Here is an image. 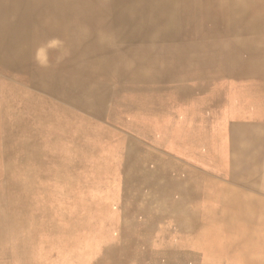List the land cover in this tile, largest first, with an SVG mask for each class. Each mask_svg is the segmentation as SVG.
<instances>
[{"label": "rangeland", "instance_id": "rangeland-1", "mask_svg": "<svg viewBox=\"0 0 264 264\" xmlns=\"http://www.w3.org/2000/svg\"><path fill=\"white\" fill-rule=\"evenodd\" d=\"M217 1L219 0H26L20 16L17 11L9 12L7 19L14 26L12 36L22 38L23 46L19 51L18 65L16 62L15 67L13 65L8 70L0 64V264H127L132 255L130 251L138 245L136 242L139 236L135 234H152L160 228H167L168 231V227L173 226L157 219L161 213H168V210L170 213L192 212L195 200L190 198V194L197 189L195 184L199 183L192 177V166L187 163L185 168L181 166L185 171L177 172L179 165H174L176 169L170 168L167 176H161V171L155 172L154 177L150 178L143 177L139 172L137 174L132 170L134 165H131L136 154L129 158L127 152L146 143L134 140L126 132L133 127L134 122L131 116L126 115L128 107H118L119 102H114L109 95L102 96L103 99L93 103L90 96L82 90H86L88 86L82 84V91L67 97L55 80H239L241 87H249L247 81L250 80H244L240 73L232 72L242 66L243 52L239 50L242 44L238 41V34L219 29L214 21H203L207 15L205 12L208 13ZM147 6L152 7L155 12L150 26L145 27L146 30L134 29L130 25L128 14L138 13L142 17ZM172 13L174 16L170 19L168 16L171 17ZM47 25L48 29L45 27ZM11 28V24L7 28L0 27V32L11 35ZM62 28L64 29L61 30ZM223 62H227V65ZM153 76L156 78H152ZM206 85L211 84L209 82ZM124 108L126 109L123 110ZM115 113L119 115L115 116ZM236 113L235 109H225L223 115L227 116L228 121L239 118ZM90 145L95 147L92 149ZM175 159L189 160L186 157ZM27 163L30 165H26ZM196 165L200 168L208 167ZM161 167L158 166V169ZM49 174L54 175V178ZM15 178L18 179L15 181ZM178 179L182 181L181 184ZM188 189L192 192L189 190V193ZM185 234L186 249L182 250L180 256L176 255L179 256L177 259H187L192 264H198L200 260L194 250L188 248L195 241L189 231ZM128 241L134 243L131 245L134 246L132 249L128 246ZM215 259L218 258L213 256L206 260Z\"/></svg>", "mask_w": 264, "mask_h": 264}, {"label": "bare ground", "instance_id": "bare-ground-1", "mask_svg": "<svg viewBox=\"0 0 264 264\" xmlns=\"http://www.w3.org/2000/svg\"><path fill=\"white\" fill-rule=\"evenodd\" d=\"M43 1H45V0H43ZM91 1L92 0H90V2ZM25 2H26V0H0V27L7 28V26H10V24L12 26V28L9 29V31L11 32V35L10 34L3 35L0 32V64L6 66V68L8 70L13 65L15 67L16 62H17V65L19 63V58H20V52L19 51H20L21 47L23 46V43H22L23 39L19 38L17 35L12 36L14 26H13L12 22H10L7 19V15L9 14V12H15V11L18 12V15H19V13L21 14L22 8H23V5ZM208 2H209V0H208ZM50 4H52V3H50ZM21 5H22V7L20 8L19 6H21ZM48 6H50V5H48ZM55 6H57V5H55ZM55 6H54V8H55ZM97 7H99V6H97ZM201 7H202V5H201ZM207 7H208V3H207L206 8ZM180 10H181V8H180ZM154 13L155 12L153 11L152 7L147 6V8L145 9V12H143V15H142L143 18L140 15H138V13L137 14L136 13H130V14H128L129 15L128 20H130L131 27H135L134 29H136V30L145 29V27L150 26V23L152 21L151 20L152 15ZM205 14H207V15L205 16V19L203 21H208L210 23H212V21H214L217 24V26H219V29L226 31V32H230L232 34H238V37H240V39L238 41H240V43L242 44L240 46V49H239L241 53L243 52L242 53L243 57L241 59L242 66H241V69L236 68L232 72L235 74L240 73V75L242 76V79H244V80H250V81H247L250 85H249V87H243V86L241 87V85H240L239 91H237L238 94L234 95V97H236V98L234 99L233 104L237 107V110H236L237 113L236 114L239 117L236 119H230V120L226 121L227 116L225 117V115H222V114L218 115L216 113H215V115L208 114V115L200 117L199 126H195V125H192V123H194L193 122L194 118L182 116V114H181V111L183 110L182 105H180L181 107H179V106L173 107L172 106L171 107L172 113L170 115H167L166 117H162L161 116L162 109L164 107H166L167 105H169L168 103L170 101L172 102V99H174L173 96H169L171 93L168 94L167 97L165 95H163L168 90L166 92H164L162 90L164 93H161L162 91L161 92L156 91V93H154L152 96H150L148 98L152 101V103H154L155 101L158 100L157 101L158 104L155 103L158 105L157 108L155 107V105L153 106L152 103L150 104L148 102L149 106L152 105L147 109L148 111L150 110V113H145L144 111H142L144 113H142V114H140V113L136 114L135 113V114L131 115V117H132L131 119L134 121V122H132V126L134 128H137L138 132L141 135L152 138L153 140H156V141H160L159 143H162V144L166 145L167 147H170V148H173L179 152H182L188 157H194L198 161L197 164L207 165L208 167L207 168H200V167H198V165L193 164V163H189V161H186V160L178 161L177 159H175L178 156H173L172 154H170L169 151L167 152L168 149L159 148V147H156V146L148 144V143H146V144L140 143L141 145H138L137 147H135L133 151L131 150V151L127 152V156L129 158H131L133 154H136V156H135L136 159L134 158L135 161L133 160V162L131 164V165H134L132 167V170L134 169V171H136V173L139 172L141 175L143 174L144 175L143 177H145V176L149 177V178L154 177V174L157 171H161V173H160L161 176H167L170 172L169 171L170 168L176 169L174 167V165H179V169H176V170H178L177 172H180L181 170L185 171L181 166H183L185 168L184 165H187V163H188L190 166H192L190 172H194V175H192V177L199 181V183L197 182V184H195L197 189H194L193 193L190 194V198L192 200H195V204L193 203L194 205L192 206V209H193L192 212H188L187 214H185L184 212L170 213L168 210V213L167 212L161 213L157 217V219L159 221L165 222L169 226L171 224H173V226L168 227V231H167V228H166V230L161 229V228L157 230L156 228H154L157 231L155 233H152V234H150V233H148V234H135V235L139 236V240L136 242L138 245L134 249H132L134 246H131V245H134V243L131 241H128V246H130V249H132L130 251V253L132 255H130V257L128 258L129 261L127 264H192L190 262V260L177 259L180 256V254L183 253L182 250L186 249V245H185L186 242L185 241H186L187 236L185 233H187L188 231L191 233V235H190L191 238L195 241V242H193V245H192L193 247L191 245H189L188 248H189V250H194V253L197 255L198 259L200 260V262H198V264H264V66H263L264 65V0H219V1H217V3L214 6L211 7L209 12L208 13L205 12ZM109 16H111V14ZM173 16H174V13H172L171 17L170 16H168V17L171 19ZM75 17H77V16H75ZM63 18H65V17H63ZM44 22H45V20H44ZM49 22H51V20H49ZM33 23H35V22L33 21ZM190 23H192V22L190 21ZM48 25L45 26L47 29H48ZM83 25H84V23H83ZM152 26H153V24H152ZM213 26H215V24ZM64 27H65V25H64ZM51 28H53V27H51ZM179 28H181V27L179 26ZM63 29L64 28H62L61 30H63ZM91 29H93V28H91ZM56 30H57V26H56ZM77 31H81V30L77 29ZM48 33H50V32H48ZM85 33H86V31H85ZM60 34H63V33L60 32ZM46 36H47V34H46ZM75 37H77V36H75ZM84 37H86V36H84ZM62 38H63V36H62ZM76 39H78V38H76ZM85 39H87V38H85ZM81 40H82V38H81ZM89 40H90V38H89ZM102 40H103V38H102ZM78 41H80V40H78ZM68 45H69V43H68ZM47 57H48V54H47ZM50 59H51V57H50ZM71 61L73 62V60H71ZM199 63H200V60H199ZM223 63H226V65H227V62H223ZM53 64H55V63H53ZM64 65H65V63H64ZM68 65H69V63H68ZM102 65H103V63H102ZM206 65H207V63H206ZM236 66H237V64H236ZM233 67H235V66L233 65ZM237 67H239V65ZM257 68H259L260 70H257ZM105 74H107V73H105ZM232 75H234V74H232ZM152 78H156V76H153ZM221 78H223V77H221ZM1 80H0V82H1ZM60 80L63 81L62 84H60ZM252 80H253V82H252ZM55 81H56V84L58 85V87H60V88L64 87L70 93H72L75 90V88L71 85L70 81H67L63 78L56 79ZM232 86H231V88H232ZM9 87H11V86L9 85ZM162 87H164V85ZM162 87H156V89L158 90V88L161 89ZM172 87H170V88H172ZM164 88H167V87H164ZM203 88H205V87H203ZM83 89H84L83 90L84 93H86L92 97L91 102H93V103H94V100L97 101V99L101 95L92 89H86V90H85V88H83ZM12 90H14V89H12ZM112 90H113V88H112ZM234 90H237V89H234ZM205 91H206V89H205ZM17 93H18V91H17ZM123 93L124 92H122V94ZM0 94H2V93H0ZM179 95H181V94H179ZM183 95H185V94H183ZM163 96H165L166 98L159 100L160 98H163ZM220 96H221V94H220ZM223 96L228 97V95H223V93H222L221 97H223ZM16 97H19V96L17 95ZM127 97H130V96L127 95ZM121 98L124 99L122 97V95H121ZM191 98H192V96H191ZM191 98H189V99H191ZM131 99H133V98H131ZM17 101L19 102V100H17ZM22 101H24V100H22ZM120 101L118 103V107L119 106H121V108L122 107H129L131 105L129 102H125V100H124V102H120ZM143 102H141V104ZM25 103H26V101H25ZM32 103H34V102H32ZM22 106H24V105H22ZM30 106H28V107H30ZM145 106H147V105H145ZM25 107H26V105H25ZM113 107H114V105H113ZM22 108H24V107H21V109ZM60 108H63V107H60ZM78 109H80V108H78ZM125 109L126 108H124L123 110H125ZM139 109H141V108H139ZM234 109H235V107H234ZM34 110H35V108H34ZM48 110H51V108ZM58 110H56V111H58ZM223 110H224V108H223ZM10 112H8V113H10ZM61 112L62 111H60V113ZM201 112H203V110ZM122 113H124V112H122ZM184 113H186V112H184ZM27 114H28V112H27ZM117 114L118 113H115V116H117ZM124 115H125V113H124ZM42 116H44V115H42ZM30 118H31V116H30ZM28 120H30V119H28ZM49 120H50V118H49ZM101 122H103V120ZM35 124H38V123H35ZM44 124H45V122H44ZM30 125L32 126L31 123H30ZM45 125H44V127H45ZM27 126L29 127L28 124H27ZM28 127H27V129H28ZM47 127L48 126H46V128ZM211 127H213V128H211ZM223 127H224V129H223ZM29 128L31 129V127H29ZM75 130H76V128H75ZM27 132L29 133L30 131L28 130ZM42 132H43V130H42ZM57 133H58V131H57ZM95 133H97V132H95ZM90 134H92V133H90ZM78 135H77V137H78ZM23 136L24 135H22V138H23ZM46 136L48 137L47 134H46ZM46 136H45V138H46ZM26 137H27V135H26ZM62 137L66 138L64 136H62ZM67 137H69V136H67ZM72 137H73V135H72ZM38 138H40V137L38 136ZM41 138H43V137H41ZM82 139H83V137H82ZM85 140H86V138H85ZM122 140H123V138H122ZM80 142H82V141H80ZM135 143H138V142L136 141ZM36 144H37V142H36ZM78 144H76V145H78ZM70 145H71V142H70ZM60 146H61V144L59 145V147ZM90 147L93 149L95 146L90 145ZM56 148L58 149V147H56ZM85 148H87V147H85ZM27 150H28V148H27ZM83 150H84V148H83ZM119 150H121V149H119ZM25 151H26V149H25ZM39 151H37V152H39ZM1 152H2V150H1ZM62 153H64V152H62ZM3 154H4V151H3ZM67 154H70V153H67ZM98 154H100V153H98ZM87 156L89 157V155H87ZM47 157H49V155H47ZM51 157H53V156L51 155ZM73 157H75V156H73ZM71 158H72V156H71ZM178 158H180V157H178ZM11 159H12V156H11ZM58 159H60V158H58ZM62 159H63V157H62ZM40 160L42 161L43 158L42 159L40 158ZM79 162L81 163L80 160H79ZM4 163H5V161H4ZM44 164L47 165L45 163V161H44ZM54 164H56V162ZM26 165H30V163L29 164L27 163ZM160 165L162 167L158 169V166H160ZM77 166H79V165H77ZM195 166L198 167V169L193 168ZM22 167H24V166H22ZM82 167H81V169H82ZM116 167H118V165ZM37 168H40V167L37 166ZM30 169H32V168H30ZM72 171H73V169H72ZM18 174H20V173H18ZM34 174H36V173H34ZM41 176H43V175H41ZM50 176H52V175H50ZM179 176H181V175H179ZM27 177H29V176H27ZM0 178H2V177H0ZM18 178H19V176H18ZM31 178H33V177H31ZM17 179L15 178V181ZM45 179H47V178H45ZM182 179H183V177H182ZM41 180H43V178H41ZM26 181H27V179H26ZM38 181H39V178H38ZM80 181H82V179ZM10 182H12V181H10ZM56 183H58V182H56ZM88 183L90 184V182H88ZM88 183L86 182V184H88ZM173 183H175V182H173ZM181 183H182V181H180V184ZM16 185H15V187H17ZM94 185H96V184H94ZM190 185H193V184H190ZM69 186H67V187H69ZM34 188L37 189V187H34ZM84 189H86V188H84ZM11 190L13 191V189H11ZM73 190H74V188H73ZM189 190H190V192H192L191 189H188V192H189ZM12 191H11V193H12ZM21 194H23V193H21ZM45 194H48V193H45ZM39 197H41V196H39ZM19 199H21V198H19ZM33 199H35V198H33ZM181 200L183 201V199H181ZM29 202L31 203V201H29ZM35 202H36V200H35ZM86 202H88V201H86ZM171 202H173V201H171ZM188 203H189V201H188ZM183 204H184V201H183ZM29 206H31V205H29ZM179 206H181V205H179ZM157 207H159V206H157ZM36 209L37 208H35V210ZM134 209H136V208H134ZM28 210H30V209H28ZM37 213L38 212H36V214ZM25 215H24V217H25ZM33 216H35V215H33ZM40 217L41 216L39 215V219H40ZM141 217H143V216H141ZM150 219H147V221H150ZM152 219H154V218H152ZM16 221H18V220H16ZM21 221H23V220H21ZM40 223H42V221ZM165 223H163V225ZM174 223L180 224V225L176 226ZM13 224H15V223H13ZM28 226H30V225H28ZM155 226H156V224H155ZM164 227H166V225ZM100 230H101V228H100ZM40 231L42 232V230H40ZM120 231H123V230H120ZM125 231H126V229H125ZM191 231H193V233ZM28 233H30V232H28ZM37 234H38V231H37ZM87 234H88V232H87ZM26 235L28 236V234H26ZM38 236H39V234L37 235V237ZM16 237H17V235H16ZM14 240H15V238H14ZM38 240H39V238H38ZM44 242H46V241H44ZM44 242H43V244H44ZM26 243H27V241H26ZM179 243H181V245L178 246ZM28 244H30V243L28 242ZM42 246H41V248H42ZM51 252L52 251H50V253ZM125 252L128 253V251H125ZM177 254H179L178 257L176 256ZM26 256H27V254H26ZM213 256L217 257L218 259H215L212 261L206 260L207 258H210ZM32 258H33V255H32ZM11 259H12V257H11ZM26 259H28V258H26ZM27 261L28 260H26V262ZM120 261H121V258H120ZM33 263H31V264H33Z\"/></svg>", "mask_w": 264, "mask_h": 264}, {"label": "crops", "instance_id": "crops-1", "mask_svg": "<svg viewBox=\"0 0 264 264\" xmlns=\"http://www.w3.org/2000/svg\"><path fill=\"white\" fill-rule=\"evenodd\" d=\"M67 81H70L71 85L75 88V90L72 93H70L68 90H66L64 87H62V89H63L62 92H64L67 97L69 94H72V96H74L78 92L84 90L83 88H82V90L80 89V85L82 84V86H88L87 89H92L95 92L101 94L97 100L103 99L102 96L109 95L110 99H112L113 101L119 102L121 100L120 102H124V100H125V102H129L131 105L128 107V109H131V111H129V110L126 111L127 112L126 114L129 116H131L132 114H135V113L136 114H139V113L142 114L144 112L150 113V110L148 111L147 109L152 105L153 106L155 105V107L157 108L158 107V105H157L158 100L155 101L154 103H152V101L148 98L150 96H152L154 93H156V91L161 92L163 90L164 92H166L168 90L166 93H164L163 91L161 93H164L163 95H165L166 97L168 96V94L171 93L169 96H173L174 99H172V102L168 101L169 105H167L166 107H164L162 109L161 116L166 117L167 115H170L172 113V111H171L172 106L173 107H178V106L181 107L180 105H182L183 106V108H182L183 110L181 111L182 116L194 118V120H193L194 123H192V125H195V126H199V121H200L199 119L202 116H205L208 114L215 115V113L218 115H221V114L223 115L225 109L233 111L234 107H235V110H237V107L233 104L234 99L236 98V97H234V95L238 94L237 91H239V88H240V84L238 83L239 80H197V81L196 80H67ZM81 81H85V82H81ZM209 82L211 85H209V86L206 85V83H209ZM62 83H63V81L60 80V84H62ZM190 83H195L196 85L197 84L198 85L197 86L187 85ZM163 85H164V87H167V88L162 87ZM181 85H184V87H179ZM169 86L170 87L173 86V87L170 88ZM231 86H232V88H231ZM156 87H162V88L161 89L158 88V90H157ZM203 87H205V88H203ZM112 88H113V90H112ZM205 89H206V91H205ZM234 89H237V90H234ZM122 92H124V93L122 94ZM64 93H63V95H65ZM222 93H223V95H228V97H224V96H223L224 98L221 97ZM179 94H181V95H179ZM183 94H185V95H183ZM220 94H221V96H220ZM121 95L124 99L121 98ZM127 95L130 97H127ZM165 96H163V98H160L159 100L165 99L166 98ZM191 96H192V98H191ZM131 98H133V99H131ZM189 98H191V99H189ZM91 99H92V97L90 96V100ZM94 102H95V100H94ZM141 102H143V103L141 104ZM148 102L150 104L152 103V105L149 106ZM155 103H157V104H155ZM145 105H147V106H145ZM139 108H141V109H139ZM223 108H224V110H223ZM202 110H203V112H201ZM142 111H144V112H142ZM184 112H186V113H184ZM127 132L131 134V136L134 138V140H137V141L141 140V142H145V143L154 145V146L159 147V148L168 149L170 154H172L173 156L189 158V160H187V161H189V163H193V164L198 163V161L194 157H188L182 152H179L173 148L167 147L166 145H164L162 143H159L160 141H156V140H153L152 138L141 135L138 132L137 128L132 127Z\"/></svg>", "mask_w": 264, "mask_h": 264}]
</instances>
